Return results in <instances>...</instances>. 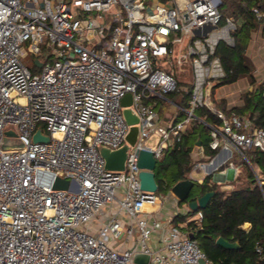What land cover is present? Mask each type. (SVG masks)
Segmentation results:
<instances>
[{"label": "built area", "instance_id": "obj_1", "mask_svg": "<svg viewBox=\"0 0 264 264\" xmlns=\"http://www.w3.org/2000/svg\"><path fill=\"white\" fill-rule=\"evenodd\" d=\"M221 4L186 0L182 8L157 4L146 13L141 0H0V264H132L136 253L147 254L149 264H213L185 223L150 220L162 200L141 189L138 159L151 152L157 165L196 123L209 130L213 155L197 147L193 171L238 175L235 151L264 192V173L249 156L264 151V129L226 115L212 99L226 78L217 46L233 47L237 29ZM252 12L264 22V10ZM43 47L51 48L44 62ZM29 55L40 73L22 62ZM174 73L190 76L189 99L187 107L174 104L177 112L163 124L156 107L178 90ZM126 108L138 118V135L124 169L108 170L98 149L127 143ZM200 109L220 124L198 117ZM37 130L49 141L34 142ZM152 135L155 149L145 145ZM57 178L68 188L54 189ZM202 218L199 211L198 224ZM255 252L264 259L259 243Z\"/></svg>", "mask_w": 264, "mask_h": 264}, {"label": "trees", "instance_id": "obj_2", "mask_svg": "<svg viewBox=\"0 0 264 264\" xmlns=\"http://www.w3.org/2000/svg\"><path fill=\"white\" fill-rule=\"evenodd\" d=\"M264 10V0H222L220 13L223 18L231 17L237 24L233 32L235 44L229 47L219 43L216 53L226 71V78L219 85L231 84L241 78L255 85L252 65L246 56L248 43L252 33L264 22L256 20L252 9ZM215 87V88H216ZM171 98L178 97L182 107H187L189 93H181L179 89L172 93ZM243 105L225 111L226 115H246L254 124L264 129V83L256 86L251 92L242 95ZM200 118H205L210 124H220V120L205 109L196 112ZM207 138H204V136ZM201 142L209 156L213 152L208 149L209 130L196 123L191 124L180 141L168 148L163 158L156 165L155 180L158 186L157 194L169 191L179 181L189 178L194 166L191 154L197 141ZM251 163L264 173V151L250 150ZM209 177L202 184L195 183L192 190L195 200L207 192L214 191L205 209L200 210L203 218L200 224L196 220L187 223L186 229L199 248L213 264H264V259L255 252L259 243L264 252V192L257 186L252 172L247 173L245 180L237 179L231 190H220L217 184H209ZM182 203H179L181 205ZM197 212L188 211L185 215L178 214L172 220L174 225L185 222ZM245 223L251 225L248 232L242 229ZM222 237L228 242H237L238 250H226L215 241Z\"/></svg>", "mask_w": 264, "mask_h": 264}, {"label": "water", "instance_id": "obj_3", "mask_svg": "<svg viewBox=\"0 0 264 264\" xmlns=\"http://www.w3.org/2000/svg\"><path fill=\"white\" fill-rule=\"evenodd\" d=\"M195 33H198L196 31ZM36 65L40 67L41 64L36 62ZM131 104V94H127L122 99V105L127 107ZM123 115L125 117L126 122L131 125L130 132L127 136V143L121 146L116 150H111L106 147H99V153L101 157L105 161V168L108 170L121 171L124 169V162L127 157V151L129 149V145L134 144L137 135L138 128L135 124L138 122V118L136 115L132 113V111L128 108L123 110ZM9 135V133H7ZM34 142H48L49 137L42 136L41 131L37 130L33 136ZM196 146L200 147L201 142L198 140L196 142ZM138 167L141 169L139 174L140 178V187L144 191L148 192H157L158 186L155 180V169H156V160L153 158L151 152L141 151L138 159ZM195 187V182L192 179H186L177 182L174 184L170 193L180 202L187 203V208L192 212H199L206 208L210 199L214 196L215 192L210 191L200 196L195 200H189V196L192 193L193 188ZM68 181L57 178L54 184V189H67ZM193 239L192 236L189 237ZM216 245L226 249V250H238L239 244L237 242H228L224 240L222 237H219L215 241ZM149 256L143 253H136L133 256L132 264H149ZM201 264H204L201 261Z\"/></svg>", "mask_w": 264, "mask_h": 264}, {"label": "crops", "instance_id": "obj_4", "mask_svg": "<svg viewBox=\"0 0 264 264\" xmlns=\"http://www.w3.org/2000/svg\"><path fill=\"white\" fill-rule=\"evenodd\" d=\"M141 1L146 6V9H145L146 13H151L152 7H154L157 4H162V5H165L167 7L178 6V7L182 8L184 3L186 2V0H141ZM246 56L250 60L251 65H252V70H253L252 74L255 78V85H252L247 80V78L244 77V79L247 81V87L243 88V90H244V92H251L256 86L264 83V25L260 24L258 26V28L252 33L251 39L248 43V47L246 50ZM241 79H243V78H241ZM236 82H234V83H236ZM234 83H231V84H234ZM214 89L212 91V99L214 101L215 106L220 111H222L223 113H225L223 110L228 111L234 107L243 105L242 98H240V101L237 102V104H233V103H236L233 100V96L235 95L236 92L240 91L241 89L237 90L236 92H230V93L223 94L221 96H215L214 95ZM167 100L173 102V104L168 103V101L167 102L161 101L158 104V106L156 107V112L161 117L163 124L169 123L171 118L177 112V109H176L177 107L174 104L181 106L180 103L178 102V97L172 99L171 96H168ZM181 115H183V114L179 113V115H178V118L180 120H181V118H180ZM240 116L247 117L246 115H240ZM182 119H183V117H182ZM196 149H197V146H195L194 151L191 154L193 162L198 160V155H197ZM193 172L203 174L202 172L193 171V168H192L188 179H193L194 181L195 180H197V181L198 180H203V181L205 180L204 174L202 175V178L194 179ZM217 177L218 176L209 177L210 178L209 182L212 184H217L218 183ZM179 203L180 202L176 198H173V197L171 200L167 201V204H165L163 201H161V204L157 208L156 212L151 215L150 220L155 218L162 223H168L169 222L172 225H174L172 223V220L174 219L175 216H177L178 214L185 215L189 211L187 206L185 209L180 210ZM147 210L150 211V208L148 207ZM197 213L193 217L188 219L187 221L179 223L178 225H181L184 223L187 225L188 222L196 220ZM122 219L124 221H126V218L124 216L122 217ZM250 227H251V225L249 223H245L242 226V229L245 232H248ZM185 231L188 232L187 229ZM159 236H160L159 232H156L153 234L152 238L149 240L150 248H152V249L158 248Z\"/></svg>", "mask_w": 264, "mask_h": 264}, {"label": "rangeland", "instance_id": "obj_5", "mask_svg": "<svg viewBox=\"0 0 264 264\" xmlns=\"http://www.w3.org/2000/svg\"><path fill=\"white\" fill-rule=\"evenodd\" d=\"M46 42H47V39L45 40V43ZM92 48H94L96 51H100L101 49V47L97 44V41L95 40L92 42ZM50 51H51V48L43 47L40 60L43 62L48 60V54L50 53ZM35 60L36 59L30 55L22 58V62L24 63V65L27 68H29L34 74H38L40 73V68H38V66L35 65L34 63ZM174 76L178 80L179 91L182 94L187 93L190 89V76L187 74L184 75V74H179V73H174ZM246 87H247V81L243 78L234 84L219 85L217 88L214 89V95L221 96L223 94L230 93V92H236L237 90L241 89L240 91L236 92L235 95L233 96V100L234 102H236L233 104H237V102L240 101V98H242V95L244 93L243 88H246ZM182 117H184V115H181L180 118L182 119ZM204 138H207V136L205 135ZM158 144H159V139L154 135H152L150 138H148L145 141V145L153 149H155L158 146ZM232 156H233V161L239 167L240 172L238 173V175H235L234 171L227 169L223 177L222 176L217 177V181H218L217 187L220 190H226V191L231 190L232 188L235 187L234 185L235 180L239 178L242 180H245V178L247 177V173L250 172L248 165L244 161L240 160V156L238 155L237 152L233 151ZM202 175L203 174L193 172L194 179L202 178ZM159 195L161 196V200L165 204H167V201L171 200L172 197L175 198L172 194L169 193V191H162L161 193H159ZM192 197H193V194L189 196V198H192ZM186 206H187V203H182L181 205H179L180 210L185 209Z\"/></svg>", "mask_w": 264, "mask_h": 264}, {"label": "bare ground", "instance_id": "obj_6", "mask_svg": "<svg viewBox=\"0 0 264 264\" xmlns=\"http://www.w3.org/2000/svg\"><path fill=\"white\" fill-rule=\"evenodd\" d=\"M212 166H214V164ZM212 166H210V167H212Z\"/></svg>", "mask_w": 264, "mask_h": 264}]
</instances>
